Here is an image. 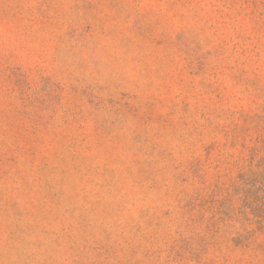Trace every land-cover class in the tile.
Masks as SVG:
<instances>
[{
    "label": "rangeland",
    "instance_id": "374dc122",
    "mask_svg": "<svg viewBox=\"0 0 264 264\" xmlns=\"http://www.w3.org/2000/svg\"><path fill=\"white\" fill-rule=\"evenodd\" d=\"M0 264H264V0H0Z\"/></svg>",
    "mask_w": 264,
    "mask_h": 264
}]
</instances>
